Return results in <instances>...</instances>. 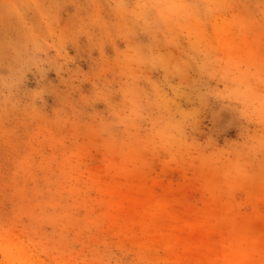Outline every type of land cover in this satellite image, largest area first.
I'll return each instance as SVG.
<instances>
[{
  "label": "rangeland",
  "instance_id": "rangeland-1",
  "mask_svg": "<svg viewBox=\"0 0 264 264\" xmlns=\"http://www.w3.org/2000/svg\"><path fill=\"white\" fill-rule=\"evenodd\" d=\"M0 264H264V0H0Z\"/></svg>",
  "mask_w": 264,
  "mask_h": 264
}]
</instances>
